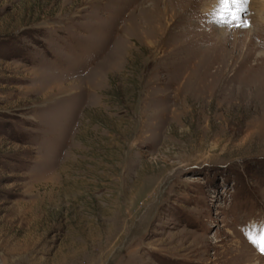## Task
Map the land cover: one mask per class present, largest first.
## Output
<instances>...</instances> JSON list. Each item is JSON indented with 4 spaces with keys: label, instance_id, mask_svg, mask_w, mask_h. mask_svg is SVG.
I'll return each instance as SVG.
<instances>
[{
    "label": "rangeland",
    "instance_id": "1",
    "mask_svg": "<svg viewBox=\"0 0 264 264\" xmlns=\"http://www.w3.org/2000/svg\"><path fill=\"white\" fill-rule=\"evenodd\" d=\"M208 1L0 0V264H264V6Z\"/></svg>",
    "mask_w": 264,
    "mask_h": 264
},
{
    "label": "snow or ice",
    "instance_id": "2",
    "mask_svg": "<svg viewBox=\"0 0 264 264\" xmlns=\"http://www.w3.org/2000/svg\"><path fill=\"white\" fill-rule=\"evenodd\" d=\"M247 2L248 0H216V8L214 13L217 17L216 22L227 25L230 24L232 21H237L236 26L246 27V23L241 24L239 22L240 16L237 13V6L245 5L247 4ZM239 11L242 12L243 9L240 8ZM225 12H228L229 17L231 19L223 16ZM245 235L254 247L264 253V222H261L260 224L251 225L246 230Z\"/></svg>",
    "mask_w": 264,
    "mask_h": 264
},
{
    "label": "bare ground",
    "instance_id": "3",
    "mask_svg": "<svg viewBox=\"0 0 264 264\" xmlns=\"http://www.w3.org/2000/svg\"><path fill=\"white\" fill-rule=\"evenodd\" d=\"M251 3L252 4H259L261 7L264 6V0H251ZM207 12H210V13H215V8H216V0H209L208 3L206 4L205 6ZM264 9V7H263ZM262 10V9H261ZM228 14V12H227Z\"/></svg>",
    "mask_w": 264,
    "mask_h": 264
}]
</instances>
